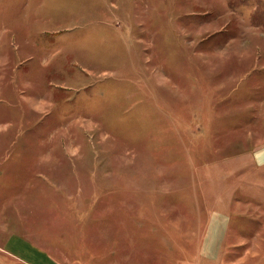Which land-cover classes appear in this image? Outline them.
<instances>
[{"label":"rangeland","instance_id":"rangeland-1","mask_svg":"<svg viewBox=\"0 0 264 264\" xmlns=\"http://www.w3.org/2000/svg\"><path fill=\"white\" fill-rule=\"evenodd\" d=\"M0 264H264V0H0Z\"/></svg>","mask_w":264,"mask_h":264}]
</instances>
